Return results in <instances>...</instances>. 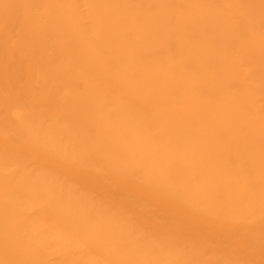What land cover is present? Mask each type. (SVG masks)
I'll return each instance as SVG.
<instances>
[{
  "label": "bare ground",
  "instance_id": "obj_1",
  "mask_svg": "<svg viewBox=\"0 0 264 264\" xmlns=\"http://www.w3.org/2000/svg\"><path fill=\"white\" fill-rule=\"evenodd\" d=\"M0 264H264V0H0Z\"/></svg>",
  "mask_w": 264,
  "mask_h": 264
}]
</instances>
